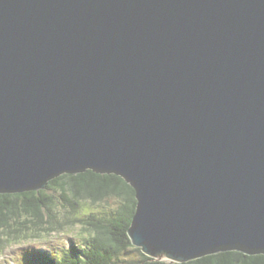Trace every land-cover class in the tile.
<instances>
[{
    "label": "water",
    "instance_id": "water-1",
    "mask_svg": "<svg viewBox=\"0 0 264 264\" xmlns=\"http://www.w3.org/2000/svg\"><path fill=\"white\" fill-rule=\"evenodd\" d=\"M87 169L154 259L264 253V0H0V192Z\"/></svg>",
    "mask_w": 264,
    "mask_h": 264
},
{
    "label": "trees",
    "instance_id": "trees-1",
    "mask_svg": "<svg viewBox=\"0 0 264 264\" xmlns=\"http://www.w3.org/2000/svg\"><path fill=\"white\" fill-rule=\"evenodd\" d=\"M58 191L69 211L80 213L82 200L104 201L115 196L121 203L114 213L96 217L85 213L75 220L84 227L82 242L56 251L54 255L34 254L28 264H120L124 252L135 249L139 258H126L122 264H264V253L247 254L238 249L222 250L187 262L158 260L136 247L129 228L136 212L134 187L115 173H97L87 169L78 173H63L45 187L24 192H0V242L28 240V234L40 230L49 233L64 229L59 218L53 193ZM82 213V211H81ZM39 235V234H38ZM10 242V243H11Z\"/></svg>",
    "mask_w": 264,
    "mask_h": 264
},
{
    "label": "rangeland",
    "instance_id": "rangeland-1",
    "mask_svg": "<svg viewBox=\"0 0 264 264\" xmlns=\"http://www.w3.org/2000/svg\"><path fill=\"white\" fill-rule=\"evenodd\" d=\"M48 192L53 193L56 200V210L59 218L58 226L64 223V229H58L51 233L40 230L38 234H28L29 239L25 241H7L0 242V264H28L34 254L54 255L56 251L70 247L73 243L82 242L83 225L75 219L79 216L84 217L85 213L94 214L96 217L101 215H109L114 213L121 203V199L115 196L106 198L104 201L92 202L91 200H82L80 204V213L69 211L70 206L64 207V204L69 205L62 200L61 194L52 189ZM82 211V213H81ZM87 217V215H85ZM1 236V235H0ZM11 242V243H10ZM139 253L132 249L124 252L119 261L122 264L126 258H139Z\"/></svg>",
    "mask_w": 264,
    "mask_h": 264
}]
</instances>
